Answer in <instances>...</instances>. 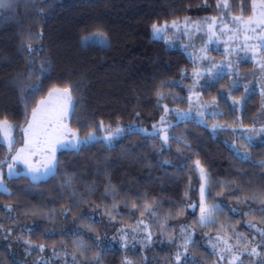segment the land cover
I'll return each mask as SVG.
<instances>
[{
	"label": "trees",
	"instance_id": "obj_1",
	"mask_svg": "<svg viewBox=\"0 0 264 264\" xmlns=\"http://www.w3.org/2000/svg\"><path fill=\"white\" fill-rule=\"evenodd\" d=\"M229 1L236 15L251 13L253 0ZM217 5L10 0L0 8V120L16 126L13 149L0 145V169L54 87L70 90V126L81 136L104 124L126 128L113 145L100 138L59 150L45 179L5 176L0 264H264V142L246 145L244 157L195 120L175 122L166 142L132 128L189 104L195 64L152 26L214 15ZM258 99L243 108L244 123L258 115ZM197 162L208 175L206 201L217 204L208 224L198 222ZM221 239L232 247L220 249Z\"/></svg>",
	"mask_w": 264,
	"mask_h": 264
},
{
	"label": "rangeland",
	"instance_id": "obj_2",
	"mask_svg": "<svg viewBox=\"0 0 264 264\" xmlns=\"http://www.w3.org/2000/svg\"><path fill=\"white\" fill-rule=\"evenodd\" d=\"M261 13H264V5H261V0L252 1L249 16L236 15L231 9L229 0H218L217 13L214 15L202 18L188 16L156 24L158 26L166 25V27L159 37L154 36L153 31L152 36L156 39H163L171 50L184 51L195 64L190 74L191 81L187 85L189 104L185 108H168L161 120L158 123H152L150 127L136 124L132 128L158 135L166 142L165 136L169 138V130L175 122L195 120L216 131L218 135H223L224 139L232 143L233 149L244 157L248 155L246 145L264 142V132L260 131L264 129V48L260 47L258 39V37L264 36V27L259 26L258 23L249 24L250 19L258 22L262 18ZM234 17L241 19L236 20ZM173 21L176 22L175 25H173ZM251 28H255V31L250 30ZM257 99L260 106L258 115L254 117L252 115L253 123L252 119L244 123L243 108L245 105L252 108ZM41 101H45V103L41 105ZM227 102L230 103V108ZM73 106L74 98L68 88L54 87L38 102L34 108L39 109L36 121L33 122L31 113L24 129L28 128L30 122L34 124L33 131L40 133L39 148L41 150L37 151L35 155H31L27 151L23 154L28 160V164L13 161V156L25 147V140L28 136L23 131L21 143L14 150L10 162L5 169H0V182L4 187L7 188L5 176L11 177L26 173L34 181L47 178L55 170V167L45 168L47 161L53 155V149L56 166L59 150L79 148L83 144H77V141L85 140L88 135L81 136L70 126ZM59 113H64L59 121V125H63V127L54 136L45 135L44 133H52L49 120L53 114ZM117 127L122 129L121 134L114 139H108V132ZM101 130L100 133L93 132L95 139L87 143L101 138L107 144L113 145L126 132L123 125L104 124L101 125ZM1 133L3 136V132ZM72 133H76V136H73ZM11 136L14 137L15 143V127L11 129ZM44 141L50 142L44 143ZM3 143L9 148L7 138ZM14 143L11 146L12 149ZM61 145H69V147ZM70 145L76 146L71 147ZM13 163H15L14 171L18 174L10 176L9 165ZM33 169H38V171H33ZM197 169L202 184L201 188L203 187L205 190L203 197L200 196L202 204L198 222L208 224L211 216L202 222L201 207H205L212 215L217 204L207 203L208 175L205 172V175L202 176L200 165L197 166ZM221 244L220 249L229 250L232 247L230 242L225 239H221ZM247 256L250 257V254Z\"/></svg>",
	"mask_w": 264,
	"mask_h": 264
},
{
	"label": "snow or ice",
	"instance_id": "obj_3",
	"mask_svg": "<svg viewBox=\"0 0 264 264\" xmlns=\"http://www.w3.org/2000/svg\"><path fill=\"white\" fill-rule=\"evenodd\" d=\"M10 4V0H0V8H4L9 6ZM261 5H264V0H261ZM227 6V4L225 3V7ZM261 19L258 22L252 21L251 19L249 20V24H253V23H258L259 26L264 27V13H261ZM214 19V18H213ZM234 19L239 20L241 18H237L234 17ZM175 21H173V25H175ZM153 33L154 36L159 37V34L162 33L166 27V25L164 26H158L156 24H154L153 26ZM250 30L255 31V28H251ZM259 41H260V47L264 48V36L258 37ZM29 51H32V47L31 45H28ZM67 91V90H65ZM45 103V101H41V105H43ZM39 109H33L32 112V117H33V122L36 121L37 118V113H38ZM64 115V113H59V114H53L51 119L49 120V125L52 127V133H44L45 135H52L54 136L56 133H58L61 128L63 127V125H59V121L61 120L62 116ZM16 126L11 125L7 119L5 118L4 120L0 121V132H3V136H0V145L3 144V141L5 138L8 139L9 142V150L11 151V146L14 143V137L11 136V129L14 128ZM34 128V124L32 122L29 123V126L27 129H24L23 131L25 132L26 136H28V138L25 140V147L21 148L15 156H13V161H21L24 164H28V160L24 157V153L27 151L29 152L31 155H35L37 151L41 150L39 148V145L41 144V141L39 140V135L40 133H37L35 131H33ZM155 128V126H154ZM254 131V130H251ZM260 131L264 132V129H261ZM122 132V129H120L119 127H117L116 129L109 131L107 138L108 139H114L116 136H119ZM73 136H76V133H72ZM95 139L94 133L90 132L87 136V138L85 140L82 141H77V144L80 143H87L91 140ZM168 137L165 136V140H167ZM250 139V137H249ZM50 141H44V143H49ZM62 147H69V145H61ZM71 147H75L76 145H70ZM55 155H54V149H53V155L51 156V158H49V160L47 161L45 168L46 169H50L52 167H55ZM3 161H0V164H2ZM197 164L199 165V162H197ZM29 167L31 168V165H29ZM15 169V163L10 164L9 165V175H14V174H18L14 171ZM33 171H38V169H33ZM202 176L205 175V170L201 167L200 169ZM35 178V177H34ZM0 190L3 191H7V188L3 186L2 182H0ZM204 188H201V195L203 197L204 194ZM201 221L203 222L204 220L208 219L210 216V213L208 212V210L205 207H201ZM255 249H252V252H255ZM179 258V257H178Z\"/></svg>",
	"mask_w": 264,
	"mask_h": 264
}]
</instances>
